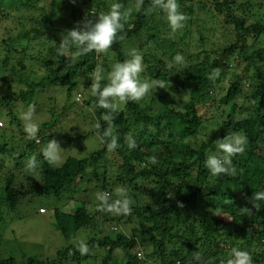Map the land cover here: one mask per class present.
Segmentation results:
<instances>
[{"label":"trees","instance_id":"16d2710c","mask_svg":"<svg viewBox=\"0 0 264 264\" xmlns=\"http://www.w3.org/2000/svg\"><path fill=\"white\" fill-rule=\"evenodd\" d=\"M120 1L128 15L112 47L73 63L75 49L57 55V45L69 30L56 26L65 21L63 8L70 5L71 15L77 9L83 19L94 20L106 9L105 0H0V28L4 29L0 82L7 84L15 78L18 83L16 92L0 94V112L8 102L19 101L40 115L39 132L24 143L37 157L38 167L32 174L29 168L22 176L5 174L0 182L1 208L14 210L25 194L57 198L65 194V206L75 200L68 211L54 209V225L66 238L80 229L97 231L86 241L99 251L94 264H208L209 260L224 264L233 247L248 251L253 264H264V201H258L260 208H256L251 199L254 192L264 189V0H177L187 19L175 32L166 14L153 8V0H143L139 10L130 12L127 0ZM203 16L211 27L200 32L192 48L190 40H185L186 30L199 25ZM77 22L73 17L74 26ZM131 49L143 55L141 78L162 82L164 88L157 86L139 102L121 104L116 98L120 108L114 110L97 107L91 91L93 73L98 66L127 59ZM99 54H104L103 59L99 60ZM176 55L183 57L182 63H175ZM25 69L30 70L27 75ZM50 87L65 89L62 104L55 91V96H48ZM7 90L3 87L1 92ZM72 108L82 113L78 126L57 127ZM105 114L114 118L112 135L119 144L112 151L107 147L111 137L105 135L109 128L102 118ZM7 117L23 129L15 112L9 110ZM97 121L100 127L94 128ZM84 125L88 127L80 133ZM92 133L99 135L102 148L87 158L68 157L61 166L48 164L37 149L43 141L65 137L75 143ZM233 133L248 140L246 150L233 158L237 172L213 176L204 166L207 155L220 139ZM129 143L134 147L129 148ZM5 149L0 146V153ZM107 154L110 165L99 173L97 165ZM113 166L114 175L108 168ZM95 181L94 187L99 194H107L109 202L118 198L113 193L116 185L129 187L131 214L102 211L99 204L91 210L90 198L81 201L79 195ZM92 211L101 214V223L118 226L111 227V233L95 228ZM3 244L0 234V250ZM89 257V252L81 254L70 245L52 260L17 261L0 251V264L66 260L86 264Z\"/></svg>","mask_w":264,"mask_h":264},{"label":"rangeland","instance_id":"374dc122","mask_svg":"<svg viewBox=\"0 0 264 264\" xmlns=\"http://www.w3.org/2000/svg\"><path fill=\"white\" fill-rule=\"evenodd\" d=\"M118 0H105V7L106 9L102 12H107L108 9L111 7L112 4L116 3ZM138 1V0H137ZM260 1V0H258ZM122 6L125 4L123 1H120ZM127 6L126 10L127 12H130L132 9H136L135 0H127ZM73 9L72 6L64 7L62 14L65 17V21L56 22L57 27H66L69 30H71L74 27V24L72 23V18L74 17L78 22L83 21L86 17L83 14L80 13V15L77 13V9H75L73 12L74 14L71 15V10ZM208 17H201L199 20V25L193 24V27L190 28V30L187 32L188 37H185L186 41L190 40L191 47L195 48L197 46L200 32L202 33L204 29L207 27H211V22L207 19ZM9 19L7 22H10ZM9 26H12V23L8 24ZM185 31V30H184ZM4 32V29L0 28V36H3L2 33ZM58 37L54 36V39H57ZM54 43V41H53ZM128 45V44H126ZM99 60L103 59L104 54H99ZM21 57L20 55H16V57L11 58L12 61H15L16 58ZM114 57H111L113 59ZM26 63H28L27 59ZM115 62H110L108 65L104 66L105 69V76L107 75L108 71H110L112 65ZM27 73L30 72V70L25 69L24 70ZM29 71V72H28ZM143 79V78H142ZM81 80L84 81V79L81 77ZM148 81L147 79H143ZM18 83L13 78V80L7 84L0 82V92L4 88L8 89L6 92L2 93H14L16 92L18 88ZM21 86L25 87L23 84H20ZM81 89H83V86H80ZM53 87H50L48 96L53 95L57 97V100L60 102V104L63 103L65 95V89L58 90L54 89V91L51 90ZM80 93V92H79ZM81 90V94H82ZM79 104L77 103L76 106ZM33 109V120L37 123L40 122V115L35 110L34 107H31ZM29 107H26L22 102L19 101H13L8 102L7 107L2 108V112H0V124H3V127H0V146L5 147L7 151H2L4 153H0V182L3 181V177L8 172L14 173L16 175L22 176V173L26 172L28 170L27 162L29 158L33 155L32 151H28L24 143L28 142L30 139L27 137V133L24 131L25 122L21 119V116L24 112L28 111ZM69 109L70 112L66 113V116H63L64 119L62 122L59 123L57 127L64 128L65 130H69V127L76 128L77 122L79 120V116L82 114L81 112L77 111V108ZM9 110H12L13 113L15 112L17 117L20 118L21 121V127H23L22 130H19L16 126V124H13L10 122L9 118L7 117V113ZM84 119L81 120V124L83 125ZM85 127L80 128V133L83 132L87 125H84ZM40 130V129H39ZM38 130V132H39ZM76 130H79L77 128ZM37 132V133H38ZM16 135H19L20 137H16ZM58 143L62 149L60 153V160L58 163H56L57 166H61L64 164L66 159L68 157H74L76 159H82L87 158L91 155L92 152L97 151L102 148L103 142L98 134L92 133L88 135L86 138H82L80 140H77L75 143H70L65 137L59 138ZM48 143V141L41 142L40 145L37 146V149L40 151L42 148ZM11 153V154H9ZM19 155H24L22 157H19ZM107 158L100 161L97 165V170L99 173L102 172V170L105 168V166L110 165V155H106ZM17 157L16 159H14ZM113 173V175L116 173V168L114 166L112 168L108 167ZM93 170V167H88L87 171L88 173H91ZM29 174H32L34 172V169H29ZM27 173V172H26ZM24 173V174H26ZM111 181V180H110ZM93 184V185H92ZM86 184H83V187ZM96 181L93 183L87 184V189L85 194L79 195L81 197V201H85L87 198H90L91 206L90 209L92 210L95 204H100V201L97 199V195H99L96 187ZM126 189L127 193L130 190L129 187L124 185H116V188H114L113 193L117 195V189ZM67 196L62 194L60 197H54V196H47V195H35V194H25L21 197L20 201L18 202L17 206H15L14 210L7 211L4 208H1L0 206V234L3 238L4 244L1 248V254L5 257L8 255H12L16 258L17 261H23L24 259L28 258H38L43 260H52L56 258V254L58 251L63 250L65 247L73 245L74 247L78 248V244L81 240H83L85 243L88 240V237L98 235L96 233L97 231H87L80 229L75 234L71 235L70 237L66 238L58 231L57 228H55L54 225V216L53 211L56 207L63 210H70L75 205V200L70 201L65 206V202L67 200ZM118 197V195L116 196ZM119 198V197H118ZM90 201H88L90 203ZM40 208L45 209V213L39 212ZM93 216L95 217V228H105L107 229V232L111 233L109 230H111V227L118 226L116 222L113 224L111 222H107V224L101 223V214L96 212H91ZM113 234V233H112ZM89 248V259L87 260L86 264H94V261L97 257L99 251L95 245L88 246ZM102 249V248H101ZM60 264H74L73 262L63 261Z\"/></svg>","mask_w":264,"mask_h":264},{"label":"clouds","instance_id":"9594fccd","mask_svg":"<svg viewBox=\"0 0 264 264\" xmlns=\"http://www.w3.org/2000/svg\"><path fill=\"white\" fill-rule=\"evenodd\" d=\"M74 2V0H73ZM143 0H138L136 7L140 9ZM122 4L116 2L111 5L108 11L101 12L94 16L93 19L85 18L82 22H77L76 25L66 31L57 45V55L65 56V53L75 49L72 52L71 60L77 63L80 57L86 56L89 53H106L112 47L119 32L124 28L128 13L122 11ZM153 8L159 9L166 14L167 22L173 32L181 29L187 17L179 10L177 0H153ZM174 61L177 64L183 62L181 55H176ZM144 71L143 55L135 49H131L128 53V58L123 61L114 63L105 76V69L98 66L93 73L91 91L92 95L97 99V107L114 110L120 105L114 102L116 98L121 104H126L129 101L139 102L146 95L154 93L157 86L164 88L162 82L146 81L141 78V73ZM218 75V72L215 73ZM211 78V77H210ZM102 81H106L102 84ZM104 120L109 122V128L105 135L111 137L107 143L109 151L115 150L119 144L117 138L112 135L113 117L103 115ZM21 119L25 122L24 131L27 137L32 139L36 136L39 130V124L33 120V109L29 107L28 111L24 112ZM100 124L97 121L94 128H99ZM206 142V140H205ZM248 140L243 134L233 133L220 139L218 147L213 149L204 162L205 168L213 176L235 175L237 169L233 166V158L242 154L246 150ZM129 148L134 147V144L129 143ZM62 149L56 139H50L42 148L41 155L43 159L50 165L58 163ZM157 161L152 159L151 163ZM38 160L35 155L31 156L27 162L29 169L38 167ZM119 198L109 202L110 197L107 194L97 195L100 204L97 206L99 210L115 213L117 215H129L132 212L131 201L128 198L127 190L117 189ZM252 202L256 208H260L258 201H264V189L254 192ZM78 250L81 254H86L89 251L87 244L81 240L78 244ZM208 264H211L209 260ZM224 264H253L251 254L246 251L233 247L229 253V258L224 261Z\"/></svg>","mask_w":264,"mask_h":264},{"label":"bare ground","instance_id":"6f19581e","mask_svg":"<svg viewBox=\"0 0 264 264\" xmlns=\"http://www.w3.org/2000/svg\"><path fill=\"white\" fill-rule=\"evenodd\" d=\"M77 99H78V97H77Z\"/></svg>","mask_w":264,"mask_h":264}]
</instances>
